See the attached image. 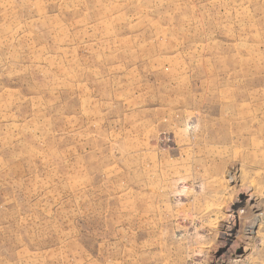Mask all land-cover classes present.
I'll return each instance as SVG.
<instances>
[{"label": "rangeland", "instance_id": "374dc122", "mask_svg": "<svg viewBox=\"0 0 264 264\" xmlns=\"http://www.w3.org/2000/svg\"><path fill=\"white\" fill-rule=\"evenodd\" d=\"M225 225L264 264V0H0V264H220Z\"/></svg>", "mask_w": 264, "mask_h": 264}, {"label": "bare ground", "instance_id": "6f19581e", "mask_svg": "<svg viewBox=\"0 0 264 264\" xmlns=\"http://www.w3.org/2000/svg\"><path fill=\"white\" fill-rule=\"evenodd\" d=\"M234 213L231 214L232 219L234 218ZM254 226H251L253 228ZM232 227H229V225L224 226V238L222 239L218 250H217V258L219 259V262H221L229 255V254H237L240 247L238 246V242L232 238L231 236ZM226 234V236H225Z\"/></svg>", "mask_w": 264, "mask_h": 264}]
</instances>
